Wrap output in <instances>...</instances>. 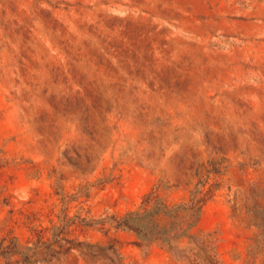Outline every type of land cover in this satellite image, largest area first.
<instances>
[{"label":"rangeland","instance_id":"obj_1","mask_svg":"<svg viewBox=\"0 0 264 264\" xmlns=\"http://www.w3.org/2000/svg\"><path fill=\"white\" fill-rule=\"evenodd\" d=\"M0 264H264V0H0Z\"/></svg>","mask_w":264,"mask_h":264}]
</instances>
